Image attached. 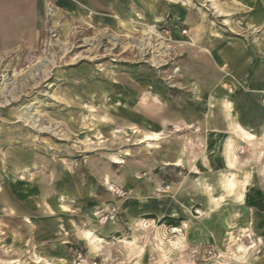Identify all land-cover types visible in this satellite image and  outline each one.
<instances>
[{
    "label": "rangeland",
    "instance_id": "rangeland-1",
    "mask_svg": "<svg viewBox=\"0 0 264 264\" xmlns=\"http://www.w3.org/2000/svg\"><path fill=\"white\" fill-rule=\"evenodd\" d=\"M36 6L0 40V264H264L254 151L239 146L233 171V136L209 147L211 128L175 127L208 78L211 36L264 54V0ZM191 135L200 149H183Z\"/></svg>",
    "mask_w": 264,
    "mask_h": 264
},
{
    "label": "crops",
    "instance_id": "crops-1",
    "mask_svg": "<svg viewBox=\"0 0 264 264\" xmlns=\"http://www.w3.org/2000/svg\"><path fill=\"white\" fill-rule=\"evenodd\" d=\"M37 1L0 0V40L2 42L10 40L13 34L11 24L14 22L23 28L28 21L32 19L36 21L38 17H41V13L38 14L37 11ZM200 28L212 35L222 33L220 28L214 26L198 27ZM193 40L189 36L186 41L193 42ZM207 47L209 54L206 58L207 67L202 72H205L208 78L205 83L199 82L201 92L195 94L190 104L182 105L183 116L177 119L175 127L180 128L183 124H197L206 129L211 128L212 137L205 139L209 147L214 145L212 140L219 137L217 134L219 131H226L229 138L233 136L235 140V155H237L236 151L239 146L249 145L251 147L256 161L261 162L260 173L264 176L263 51L257 48L249 50L235 38L222 39L217 36L209 38ZM202 64L203 61L200 65ZM145 99L144 97L143 100ZM240 128H242L241 131ZM243 131L253 135V139L248 140L246 135L241 133ZM238 132L240 135H233ZM157 134L158 139L143 142L151 143L160 140L161 133ZM182 145L184 150H197L204 145V142L198 135H191L182 142ZM225 149L222 155L224 163L227 153ZM175 164L182 165L180 160ZM81 240L84 239L81 238Z\"/></svg>",
    "mask_w": 264,
    "mask_h": 264
},
{
    "label": "bare ground",
    "instance_id": "bare-ground-1",
    "mask_svg": "<svg viewBox=\"0 0 264 264\" xmlns=\"http://www.w3.org/2000/svg\"><path fill=\"white\" fill-rule=\"evenodd\" d=\"M158 20H161V19H159V17L157 18ZM146 32L148 33V32H152V29L150 28V29H148V30H146ZM239 130V129H238ZM242 130V128H240V131ZM237 131V130H236ZM241 133H243V135H246V137L248 138V140L249 139H251L252 137H254L253 135H250V134H247L246 132H241ZM264 134V133H263ZM234 135H240L239 134V132L238 133H236V134H234ZM158 134L157 133H154V134H151V135H144V137H142L141 139H140V142H143V141H145V140H150V139H158ZM238 137V136H237ZM245 137V136H244ZM253 139V138H252ZM260 144V143H259ZM116 163H122V161L121 160H118V159H115L114 160ZM237 161H238V156H235L234 155V158H231L229 161H228V164H229V166H231V167H233V171L234 170H236V168H237ZM178 165V164H177ZM246 181H247V179H246ZM244 183V182H243ZM235 185H236V182L233 180V179H231V178H228L227 179V181H226V188L227 189H229V190H232L234 187H235ZM244 187V186H243ZM244 190V189H243ZM179 229L177 228V227H175L174 228V231H178ZM81 235H82V237L85 239V240H87V242H88V244H89V247H90V251L93 253L96 249H97V247H98V245L96 244V242H95V238H96V236H93L92 234H91V232L90 231H84V230H82L81 231Z\"/></svg>",
    "mask_w": 264,
    "mask_h": 264
},
{
    "label": "trees",
    "instance_id": "trees-1",
    "mask_svg": "<svg viewBox=\"0 0 264 264\" xmlns=\"http://www.w3.org/2000/svg\"><path fill=\"white\" fill-rule=\"evenodd\" d=\"M153 219H156V217H151ZM182 221V219H173L171 217H164L162 219V222H170L169 225H172L173 227H178L179 223Z\"/></svg>",
    "mask_w": 264,
    "mask_h": 264
},
{
    "label": "built area",
    "instance_id": "built-area-1",
    "mask_svg": "<svg viewBox=\"0 0 264 264\" xmlns=\"http://www.w3.org/2000/svg\"><path fill=\"white\" fill-rule=\"evenodd\" d=\"M185 32H186V31H185ZM114 217H115L114 215H111V217H110V218H111V219H114Z\"/></svg>",
    "mask_w": 264,
    "mask_h": 264
}]
</instances>
